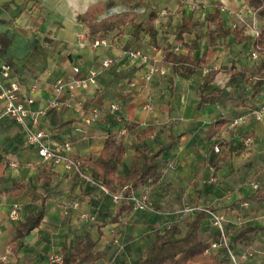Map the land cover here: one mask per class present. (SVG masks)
I'll list each match as a JSON object with an SVG mask.
<instances>
[{
  "label": "crops",
  "instance_id": "1",
  "mask_svg": "<svg viewBox=\"0 0 264 264\" xmlns=\"http://www.w3.org/2000/svg\"><path fill=\"white\" fill-rule=\"evenodd\" d=\"M217 1L226 6L231 13L238 12L241 7L239 0ZM153 3L157 6L155 10H165L169 15L176 14L177 17L180 16L177 13L179 8L187 7L180 0H153ZM90 4L75 14V19L68 21L67 25L57 28L40 22L31 12L18 11L16 14L10 12L9 15L0 12V35L6 34L10 39L8 50L0 55V71L3 65L11 67L10 80L20 85L24 97L34 99L33 108H44L52 100L60 102L59 109L50 110L42 119L40 128L47 133L52 147L64 148L69 145L71 158L79 162L96 161L103 151L108 135H115L125 147V154L119 165V175L124 177L130 170L137 148L148 145V154L152 155L169 143L171 134L180 137L173 150L163 155L161 160L163 177L160 184L149 191L148 200L158 211L148 212L152 216L151 219L153 221L155 218L158 221L172 219L183 210V206L199 205L223 216L225 225L240 227L246 222H251L249 225L258 226L263 230L256 234L252 233V240L247 245L237 244L236 252L252 253V257L241 264H264V214L262 211L253 213L252 210L242 209L248 207L250 203L251 206L254 204L257 207L264 205V199L260 197L253 200L246 198L250 193H264V121H256L250 108L233 105L232 109L237 115L241 114L237 119L244 117L245 121L237 126L227 125L211 142L206 141L209 126L222 116L225 118L229 116L230 112L223 105V100L197 110L199 82L195 78L190 80L179 78L171 67L165 68L168 76H171V72L173 76L175 75L174 85L161 84L163 76L160 74L155 75L149 84H145L142 78L146 67L139 61L129 58V50L124 48L129 30L126 31L125 38H119L118 43L117 39L112 38L109 47L80 49L76 36L82 28L87 29L78 23L76 18L84 13ZM203 4H210L209 0L203 1ZM108 11L106 15H111ZM212 12L207 8L204 13ZM160 27L157 25L158 29ZM168 29V25L162 27V33L165 34ZM114 35L116 33L110 36ZM195 40V35L185 36L188 43ZM226 42L221 40L219 45L215 46L217 54L212 58L210 67L220 69L227 62L228 67L233 64L238 67L246 65L245 55L238 51L235 57L228 58L230 51L225 52ZM172 43L173 36L169 40L162 38L163 47ZM240 46L242 45L238 47ZM137 47L150 57L157 55L158 59L163 58L162 51L150 46L147 39L133 46ZM207 48L209 40L203 37L198 40V50L194 56L199 57ZM183 52L185 51L181 48L178 53ZM106 60L112 61L108 68L104 67ZM76 66L83 72L95 70L98 73V88L79 91L75 98H71L67 92L58 95L55 91L57 81L73 77V69ZM167 75L165 77H168ZM165 77L163 78L166 79ZM224 77L227 75L220 74L217 77L215 83L217 87L218 80ZM220 88L223 90V87ZM170 91H173L172 97ZM112 104H120L121 112L111 114ZM251 104L254 107L264 105V90ZM95 108L101 109L100 118L91 125H86L85 115ZM4 109L5 103L0 100V149L10 163L1 186L5 192L13 185L19 184L25 188V193L13 198L0 196V231L3 227L9 228L12 225L10 212L14 205L19 206L21 213L23 208L26 209L28 205L33 204V199L38 201L42 197L46 198V216L40 229L34 231L28 238L27 242L31 245L39 238H45L43 228L48 220L57 223L67 219V222L71 221L78 225L80 218L89 216L105 222L103 217L108 214L109 209L111 213L113 211L111 218L115 216L117 206L112 203L109 195L97 186L93 187L83 176L68 170L66 165L45 163L38 152L28 145L25 134L17 122L4 116ZM244 112L246 113L242 115ZM150 129L153 130V134L145 141H139L138 137ZM215 141H222L228 147L230 156L227 162L219 164L205 162L211 144ZM11 163H15L17 168L11 167ZM83 170L87 175L95 174L91 166H85ZM250 181L258 183L260 190L254 191L250 187ZM134 194L139 197L144 191ZM75 204H78V207L75 208ZM134 212L124 214L119 224L109 226H121L122 223L133 220L136 213L145 211ZM143 224L138 223L130 227L140 231L145 228ZM70 227L67 225L66 232L58 237L61 243L58 247L59 253L67 238L70 243ZM14 228L15 226L11 240ZM105 229L102 240L107 238ZM151 233H154V229H150L147 234Z\"/></svg>",
  "mask_w": 264,
  "mask_h": 264
},
{
  "label": "trees",
  "instance_id": "2",
  "mask_svg": "<svg viewBox=\"0 0 264 264\" xmlns=\"http://www.w3.org/2000/svg\"><path fill=\"white\" fill-rule=\"evenodd\" d=\"M27 1L32 2L35 0ZM239 1L242 6L251 9L256 17L264 22V0ZM111 2V0H106L92 4L84 13L77 16L78 22L82 23L88 30L91 39L108 37L116 33L113 37L117 39L118 43L120 37L121 39L125 38L127 30H129L127 42H132L133 45H137L139 42L142 43L143 39H147L150 46L162 51V67H171L181 79L190 80L195 78L199 80L197 110L203 106L229 99L234 100L235 107L250 108L251 113L261 108L254 107L251 103L264 90V23L260 25L259 36L252 37L246 33L243 26L233 28L229 25L228 14L220 10L221 4L219 3L216 4V8L212 13H203L200 17L190 12L187 7L181 6L177 11L180 14L177 17V24L172 30L173 43L163 47L161 45L162 38L164 39L163 30L162 28H157V22L160 20L158 10L152 9L146 18H144L142 13L132 9L106 15ZM192 35H195L196 40L190 43L186 42L185 36ZM203 37L209 40V48L204 50L199 57H195L194 54L198 50V40ZM221 40H231L238 46L251 45V54L257 53L260 58L257 61H253L250 54V60H252V67L250 68L246 65L238 67L235 64L220 69L210 67L212 58L217 54L215 46L219 45ZM9 46L10 39L8 36L6 34L0 35V55L5 53ZM178 46L183 48L185 52L177 53L175 47ZM138 49L137 47L133 51ZM205 70H208L209 73L203 76L202 73ZM220 74H225L229 77L228 86L231 88L230 91L222 90L215 85ZM0 76H2L1 71ZM241 83L242 85L251 86L248 95L237 89ZM174 84V81H172V85ZM170 94L172 97L173 91H170ZM245 113H242V115ZM237 116H241V114L237 115V112H235L227 118L222 116L221 119L211 124L207 130L206 141L211 142L224 127L232 124L237 119ZM152 131L150 129L147 133L138 137V140L141 142L145 141L153 134ZM178 140H180V137H175L171 134L169 143L152 155L148 154V145L137 148L133 155V163L130 170L124 177L119 175V165L122 163L125 147L117 140L115 135H108L103 151L96 161L78 162L83 172L85 166H91L95 172V177L92 181L104 187L110 194H116L126 188L124 194L129 197L135 192H149L150 189L160 184L163 177L161 173L163 155L173 150ZM215 147L220 148L219 154L215 152ZM227 149L228 147L222 141H215L211 144L205 162L211 164L227 162L230 156ZM9 164L0 149V196L19 197L25 193L23 186L15 184L5 192L1 186L9 169ZM258 195L264 199V193ZM32 203L37 206L34 213L27 216L24 221L18 222L14 228L10 251L15 259L19 258L21 251L27 246V241L31 234L40 229L46 216V198L42 197L38 201L33 199ZM194 207H201L204 211L194 212L182 219L186 221V231L183 234L179 225L182 220L171 223L169 228L166 225L163 229L154 230V240L147 247L144 257L138 264H227L230 262L228 253L225 250H212V244L221 243L222 241L221 231L213 225L214 220L209 214H216V212L199 205H194ZM134 211L131 204L123 201L117 206L116 214L113 218L109 221L100 222L96 226V238L84 237L73 244L69 243L67 238L59 253L63 258V264H97L102 261L104 255L98 251V245L105 236L103 229L109 225L119 224L124 214H131ZM155 211L158 212L157 210ZM238 227L224 225V233L228 244L235 254H238L236 252L237 244L247 245L252 240V233L256 234L263 230V228L249 224H242ZM118 250L119 246H117L112 259L113 262L120 255H118Z\"/></svg>",
  "mask_w": 264,
  "mask_h": 264
},
{
  "label": "rangeland",
  "instance_id": "3",
  "mask_svg": "<svg viewBox=\"0 0 264 264\" xmlns=\"http://www.w3.org/2000/svg\"><path fill=\"white\" fill-rule=\"evenodd\" d=\"M106 0H35L32 2H28L27 0H0V12L9 15L10 12H14L15 14L18 11L27 12L37 16V20L40 22L42 21L45 24H49L54 27H62L63 25H67L68 21L75 19V14L81 12L88 4H95L98 2H102ZM111 5L109 6V13L115 14L122 11H126L132 9L136 12L142 13L144 18L148 15L149 11L154 9L156 6L153 3V0H111ZM183 1L187 5V9L195 13L197 17H200L207 8H210V12L214 11L216 8L217 0H209L208 5H204L203 1L205 0H180ZM81 2H84L82 5ZM90 4V5H91ZM196 5L195 9H192V5ZM89 5V6H90ZM160 13V20L158 21L157 25L162 27L167 26L169 27L168 32H165L164 38L169 40L171 39L173 27L177 24V16L176 14L169 15V14H162L163 12H167L165 10L158 11ZM239 12L243 14V16L250 20L253 16L249 15L247 11H245L241 5ZM229 18V25L234 23L235 15H232L231 12H228ZM77 19V18H76ZM258 19V18H257ZM78 22V20H77ZM259 25H262L264 22L259 20ZM80 23V22H78ZM82 24V23H81ZM243 26V23L240 24ZM84 28H82L83 30ZM133 44L132 42H127L124 45V48H128L129 51H133ZM131 48H133L131 50ZM230 51V55L228 58L235 57L237 55V51L245 55L246 65L248 67H252V60H250L251 54V45L240 46L236 43H233L231 40H227L225 43V52ZM229 60V59H228ZM228 63V62H227ZM225 63L222 68H227L228 64ZM205 73H203L204 75ZM207 75V74H205ZM168 76V75H167ZM175 76V75H174ZM174 76L171 72V76L161 77V84L166 83L168 86L172 85V81L174 80ZM180 78V77H179ZM199 81L198 79H196ZM229 77L220 78L218 80L219 87H223V90L230 91L231 88L228 86L229 84ZM250 85H246L242 83L238 86V90L243 91L244 94L248 95L250 93ZM235 104L234 100H224L223 105L227 107L226 109L230 112V115H233L235 111L232 109V106ZM91 179H94L95 174H89ZM93 187H96L93 183H90ZM185 194V193H184ZM262 194V192L258 193ZM256 193H250L246 195V198L253 200L254 198H258L259 195ZM108 197V196H107ZM109 199V198H108ZM151 203V202H150ZM152 204V203H151ZM187 202L185 201L184 205ZM153 209H155L154 205H152ZM189 207H194L191 205ZM37 208L36 205L31 204L28 205L26 209L23 208L22 212L19 211V220L17 222L11 220V224L9 228L3 227L0 231V264H56L53 259L57 255H59L58 247L60 246V240L58 237H61L66 232L67 225L71 226L70 232V243L73 244L77 240L84 238V237H96V226L102 222L103 220L96 217V219H92L91 217L87 216L83 219L80 218L78 225L64 219L63 221H58L57 223H51L48 220L44 223L43 231H45L44 235L45 238H39L38 241L31 244H27V247L22 251L18 259H15L14 255L10 251V242L11 236L13 234V227L18 223L21 222L27 214H30ZM185 207L183 206L182 209ZM242 209L252 210L253 213H259L262 211L264 214V205L263 206H256L251 203L248 207H242ZM109 212L107 215H104V221L111 218L113 215V211ZM135 213V212H134ZM242 214V213H241ZM151 214L148 212H138L136 216H133V220L127 221L126 223H122L121 226L113 227L109 226L105 229V233H107V238L102 240L100 243L98 250L104 255V259L100 261L98 264H138L142 258L144 257L145 251L147 247L152 243L154 240L155 234H147L150 229L160 230L163 229L167 224H171L176 222L179 218L177 216H173L172 219H159L155 218L156 220L153 221L151 219ZM143 224L147 223L144 230H135L131 228L135 226V224ZM54 224V225H53ZM74 224V225H73ZM245 225L251 224V222L244 223ZM181 233L183 234L186 231V221L182 220L180 223ZM115 244V245H114ZM123 245L124 250L123 252L116 258L115 262H113V257L116 252V247Z\"/></svg>",
  "mask_w": 264,
  "mask_h": 264
},
{
  "label": "built area",
  "instance_id": "4",
  "mask_svg": "<svg viewBox=\"0 0 264 264\" xmlns=\"http://www.w3.org/2000/svg\"><path fill=\"white\" fill-rule=\"evenodd\" d=\"M242 5V3H241ZM245 11L252 17V19L247 20L241 12H232V15H235L234 23H231L233 28H237L240 24L243 23V27L246 30V33L252 37L259 36L260 25L258 19L254 12L246 6H242ZM192 9L196 8V5L191 6ZM220 10L223 13L228 12L226 6L221 4ZM160 14V13H159ZM162 14H169L167 12H163ZM114 39V37H96L91 39L89 36L88 30H82L76 36V41L80 49H97L100 47H109L110 40ZM181 50V47H175V51L178 53ZM129 58L133 61H139L142 65L146 67V72L143 75V82L145 84H149L155 75L160 74L161 76L165 77L167 75V69L160 65L163 58L158 59L157 55L154 57H150L144 54L140 50L130 51L128 53ZM251 58L253 61H257L260 58V55L257 53L251 54ZM112 64L111 60H106L104 62V67L108 68ZM73 77L69 79H59L55 85L56 93L62 94L64 92L69 93L71 98H75L76 94L79 91H87L91 88H98V73L93 70H87L83 72L80 67L76 66L73 69ZM205 74H208L209 71L205 70ZM11 68L9 65H3L1 67V79H0V100L4 101L5 109H4V116L10 117L11 119L15 120L17 124L22 128L26 141L29 146L33 147L39 154V156L43 159L45 163H50L52 165H59L64 164L66 168L70 171H74L77 174L83 176L88 182L95 184L100 190H102L105 194L111 197L112 203L115 206H119L123 201H127L131 204L135 211H145V212H156L152 204L148 200V191H144L142 196H136L134 194L126 197L124 194L123 189L116 194H110L108 190L104 187L94 183L92 179L85 174L82 169L81 165L75 159H72L70 156L71 147L66 145L64 148L61 147H52L49 144L48 135L47 133L40 128L41 121L44 119L48 112L52 109H59L61 104L58 100H52L49 104L40 109L33 108L35 103L33 98L24 97L22 94V89L17 82H12L10 80L11 76ZM5 81V84H4ZM122 110V106L120 104H112L110 106V113L111 114H118ZM101 109L95 108L92 109L87 115L84 117V123L86 125H91L93 122H96L100 118ZM252 116L258 122L264 121V107H261L258 110L253 111ZM245 118L241 117L236 119L232 125L237 126L240 123L244 122ZM250 142V140H249ZM215 152L220 153V148L215 147ZM13 168H17L15 163H11L10 165ZM250 187L257 191L260 189V186L256 182H251ZM78 207V204H75V208ZM197 211H204L201 207H185L180 213H177L175 216L179 218L176 222L181 221L182 219L186 218L188 215L197 212ZM209 213V212H208ZM214 222L213 225L217 227L221 231L222 241L221 243H214L212 244V250H225L228 253L230 263L231 264H241L242 261H245L252 257V253L246 251L242 252L241 254H235L227 241V238L224 233V225L225 219L223 216L218 214L209 213ZM94 219V218H92ZM10 220L17 222L19 220V206L14 205L10 212ZM171 224H167L169 228ZM124 250V246L120 245L118 250V255L121 254ZM53 261L56 264H63V258L59 254L54 257Z\"/></svg>",
  "mask_w": 264,
  "mask_h": 264
}]
</instances>
